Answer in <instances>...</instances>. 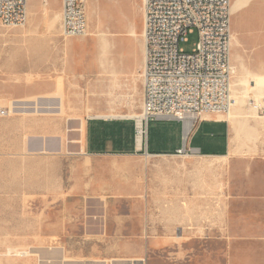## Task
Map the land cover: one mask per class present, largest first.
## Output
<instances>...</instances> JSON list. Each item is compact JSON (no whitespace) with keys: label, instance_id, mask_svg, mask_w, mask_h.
Masks as SVG:
<instances>
[{"label":"rangeland","instance_id":"obj_1","mask_svg":"<svg viewBox=\"0 0 264 264\" xmlns=\"http://www.w3.org/2000/svg\"><path fill=\"white\" fill-rule=\"evenodd\" d=\"M84 8V37L107 44L109 58L138 64L141 93V0H86ZM230 9L232 58L236 51L239 55L242 48L251 47L260 31L264 36V0H231ZM60 10V0H27L23 27L0 24V105L6 107L12 101L28 105L25 110H15L16 114L0 117V264H78L109 259L116 263L140 258L149 264L155 253L145 242L152 237L165 235L170 241H179L174 238L179 229L201 235L217 231L229 194L228 169H221L226 159L145 158L135 153L94 157L66 141L70 138L67 119L82 115L73 112L69 101L63 105ZM195 40L196 33L190 34L180 47L190 51ZM43 49H48L47 59L53 65L48 82L21 73L23 66L31 69L40 63ZM250 77L237 70L232 77V95L240 113H255L248 100L256 101L259 94L264 97L259 91L263 82L257 81L259 86L252 89ZM46 88L50 91H44ZM48 106L52 112L34 110ZM139 111L137 103L134 112ZM250 123L240 133L242 144L235 145L240 158L250 159ZM39 135L51 136L55 142L60 139V149L30 150L29 141ZM95 179L107 180L115 189H138L140 202L125 203L116 192H91ZM8 248L16 252L8 253Z\"/></svg>","mask_w":264,"mask_h":264},{"label":"crops","instance_id":"obj_2","mask_svg":"<svg viewBox=\"0 0 264 264\" xmlns=\"http://www.w3.org/2000/svg\"><path fill=\"white\" fill-rule=\"evenodd\" d=\"M84 36L63 38V105L69 101L75 108L73 112L82 115L67 119L66 131H70V138L66 141L87 156L113 158L134 153L131 116L137 114L135 105L139 103L141 108L142 101L138 93V64L134 66L123 58H109L107 44H97ZM254 38L251 47L242 48L239 55L238 51L234 53L231 63L234 73L237 70L242 76L251 75L252 89L259 86L255 84L257 81H262L259 91L263 93V32ZM240 43L237 38V47ZM40 55L38 65L31 69L23 66L21 73L37 75L35 80L48 82L53 74V65L47 59L48 49H43ZM239 108L240 105H235L228 118L206 115L189 139L190 146L199 148L203 157L226 159L221 169H228L229 194L222 227L202 235L179 229L174 237L179 241H170L165 235L148 239L145 245L155 253L149 264H264V117L257 116L255 111L240 113ZM38 111L52 112L49 107L38 108ZM249 120L252 151L250 159H246L237 155L235 145L242 144L240 133L247 128L244 125ZM181 132L180 121H150L147 151L153 156L173 155L181 145ZM31 140L34 147L30 150L33 151L60 149L61 140L55 142L51 136L39 135ZM62 145L64 148L65 142ZM91 187V192L99 194L116 192L125 203L140 202L136 197L138 189H115L107 180L97 179L91 180Z\"/></svg>","mask_w":264,"mask_h":264},{"label":"built area","instance_id":"obj_3","mask_svg":"<svg viewBox=\"0 0 264 264\" xmlns=\"http://www.w3.org/2000/svg\"><path fill=\"white\" fill-rule=\"evenodd\" d=\"M47 0H42L45 2ZM61 36H82L87 30L85 0H60ZM144 59L141 71V108L134 121L135 154L147 151L150 121L177 120L182 124L181 145L173 155L202 156L189 139L204 114H227L235 99L231 81V0H141ZM27 0H0V24L23 27ZM190 51L180 47L190 34ZM264 116V97L248 100ZM0 106V117L9 115ZM153 156V155H152ZM108 264H146L140 259H109ZM132 260V261H131Z\"/></svg>","mask_w":264,"mask_h":264},{"label":"bare ground","instance_id":"obj_4","mask_svg":"<svg viewBox=\"0 0 264 264\" xmlns=\"http://www.w3.org/2000/svg\"><path fill=\"white\" fill-rule=\"evenodd\" d=\"M141 4H142V2H141ZM85 6H86V0H85ZM45 14H46V10L45 9H43V11H42V15L44 16V19H45V21L47 22V17L45 16ZM142 16H143V6H142ZM60 21H61V10H60ZM230 21H231V9H230ZM230 28H231V23H230ZM86 34V33H85ZM84 34V35H85ZM141 36H142V32H141ZM231 40H232V37H231ZM143 42V59H144V41H142ZM142 68H143V62H142V67H141V71H142ZM233 71H234V68H233ZM234 74V73H233ZM140 78H141V72H140ZM260 97H262V95H257V97L255 98L256 99V101H259L260 100ZM27 101V100H26ZM237 99L235 100V103H234V105H233V107L237 104ZM34 102V101H33ZM58 102L59 103H61V100H58ZM29 103V102H28ZM35 103V102H34ZM26 102L25 101H12L11 102V104L9 103V105H7L6 107L9 109V115L10 114H16L17 112H15V110H17V111H20L22 108L25 110V107H27L26 106ZM35 105V104H34ZM38 105V104H37ZM1 106V105H0ZM2 107V106H1ZM49 107V106H48ZM47 107V108H48ZM57 107V106H56ZM58 107H60V106H58ZM232 107V108H233ZM35 108H36V106H35ZM250 108L251 109H253L254 110V108L252 107V106H250ZM27 109V108H26ZM59 110V109H58ZM35 111L36 112H39L38 111V109H35ZM231 111H232V109L230 110V112L229 113H227V114H214V115H221V116H224L225 118H228V117H230V115H231ZM255 111V110H254ZM138 114V113H137ZM137 114H135V115H132L131 116V118H133V117H136L137 116ZM206 115H209V114H204L203 116H202V118L203 117H205ZM257 116H259V117H264V116H261V115H258L257 114ZM149 156H152V155H147V156H144L145 158H147V157H149ZM12 248H8V253H11V252H16V251H14V250H11ZM18 254L20 253V252H17ZM110 260H101V261H97V262H93V261H81V263H78V264H88L87 262H93L94 264H108V262H109ZM132 261V260H131ZM79 262V261H78ZM141 264H143V263H141Z\"/></svg>","mask_w":264,"mask_h":264},{"label":"water","instance_id":"obj_5","mask_svg":"<svg viewBox=\"0 0 264 264\" xmlns=\"http://www.w3.org/2000/svg\"><path fill=\"white\" fill-rule=\"evenodd\" d=\"M33 147H34V143L32 142V140H30L28 143V148L33 149Z\"/></svg>","mask_w":264,"mask_h":264}]
</instances>
